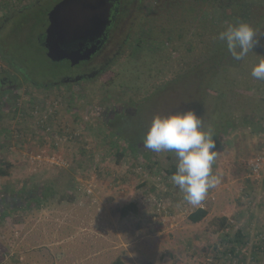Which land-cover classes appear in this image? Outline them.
Returning <instances> with one entry per match:
<instances>
[{
    "label": "rangeland",
    "instance_id": "1",
    "mask_svg": "<svg viewBox=\"0 0 264 264\" xmlns=\"http://www.w3.org/2000/svg\"><path fill=\"white\" fill-rule=\"evenodd\" d=\"M61 1L0 0V49L30 69L35 80L50 84L48 90H34L21 81L14 90L24 99L29 90L37 91L42 99L28 101L27 122L2 127L14 129L15 142H0V165L8 171L0 188L13 194L19 188L46 187L53 194L0 218V264H114L118 259L179 264L184 255L197 257L199 264H264V239L253 237L243 251L239 246L238 253L231 252L230 240L248 217L227 218L224 211H213L229 209L238 199L241 206L250 205L242 191L245 179L231 176L244 171L247 177L251 161L264 155L259 150L244 160L234 147L258 142L264 148V80L251 75L264 60V2L252 22L259 44L234 60L226 49L213 52L217 32L198 11L175 3L163 9L159 0H145L142 21L122 55L98 78L66 87L53 82L77 74L82 66L50 61L37 41L47 13ZM168 6L174 7L171 12ZM213 56L218 58L215 70ZM9 68L0 57V75ZM114 108L129 113L115 117L117 126H106ZM188 110L201 118L204 131L213 133L217 155L212 172L220 178L198 205L184 199L168 174L176 167L175 154L143 146L156 115ZM48 115L52 122L46 125ZM38 128L47 131V138L34 136ZM120 152L124 156L118 162ZM130 203L137 204L138 213L122 218L121 208ZM205 204L211 206L208 218L192 225L186 216ZM258 230L264 238V226H252L248 233ZM229 231L232 238L223 239ZM197 234L204 239L196 240ZM209 236L214 248L206 253L202 247Z\"/></svg>",
    "mask_w": 264,
    "mask_h": 264
},
{
    "label": "flooded vegetation",
    "instance_id": "2",
    "mask_svg": "<svg viewBox=\"0 0 264 264\" xmlns=\"http://www.w3.org/2000/svg\"><path fill=\"white\" fill-rule=\"evenodd\" d=\"M144 1L145 0H109V15L103 29L100 30V32H96L95 29L94 35L80 39L83 43L81 42L69 46V44L65 42L60 45V47L62 46L60 49L58 45L56 46L55 44L56 37L54 33L49 32L51 25L50 12L52 10L49 11L47 13V24L37 37L38 44L45 51L50 61L68 62L73 68L82 66L80 72L77 74L63 75L59 80L53 82V84L55 86L61 85L67 87L71 84H79L88 79H96L104 74L106 68L111 65L118 56L122 55V52L133 40L135 28L142 21V17L144 16ZM7 21L8 19L6 22ZM123 35H125L124 38H122ZM50 44L57 47L58 51L62 50V53H67L69 57L61 60H52L48 56L47 47ZM3 60L6 62L7 68L12 67L11 70H14L16 73L14 74L10 70L8 73L0 75V142H15L14 129L11 130L10 128L9 130L2 128L4 123L15 121L23 124L27 122V119L23 115H27L30 110L26 108L28 101L39 103L42 98L39 96L36 97L38 94L37 91L29 90L25 93L27 94L25 98H28V100H26L23 96H20V92L14 90L19 87L21 81H24V84L27 83L34 90H48L50 84H43L35 80L32 71L22 65L20 66L16 60H12L11 58H6V60L3 58ZM73 61H76V63H73ZM120 111L122 110H117L116 108L109 111L105 118L106 126H117L120 121L116 120L115 117L118 114L129 113L126 108L123 113ZM51 122V116H46V125L51 124ZM32 133L38 140L43 137L47 138L48 135L47 131L44 132L41 128L35 129ZM1 170L4 171L2 164L0 165V171ZM4 176L5 175L0 174V178ZM19 189L18 192L10 194L4 191V187L0 188V218H2L8 210H26L27 207L33 206L37 202L41 203L40 201L42 200H45V202L48 200L44 195L45 192H47L46 187L38 188L37 190L33 187H29L27 190H23L24 188Z\"/></svg>",
    "mask_w": 264,
    "mask_h": 264
},
{
    "label": "clouds",
    "instance_id": "3",
    "mask_svg": "<svg viewBox=\"0 0 264 264\" xmlns=\"http://www.w3.org/2000/svg\"><path fill=\"white\" fill-rule=\"evenodd\" d=\"M256 31L248 23L229 25L219 33V40L226 43L234 60H242L259 44ZM251 75L264 80V60H260ZM202 120L194 110L168 115H156L143 139L144 148L154 152H173L176 157V172L172 182L184 193L191 205L200 204L209 189L216 187L220 178L213 174L216 159V143L213 133L204 131Z\"/></svg>",
    "mask_w": 264,
    "mask_h": 264
},
{
    "label": "trees",
    "instance_id": "4",
    "mask_svg": "<svg viewBox=\"0 0 264 264\" xmlns=\"http://www.w3.org/2000/svg\"><path fill=\"white\" fill-rule=\"evenodd\" d=\"M163 4H162V2ZM264 0H159L160 8H165V5H170L175 3V5H179L180 7L186 8L189 7L191 11L199 12L201 18H205L208 21L207 27L209 26L211 30L216 31L217 41L213 42V52H218L221 50L222 54L223 51L226 49V43L219 40V33L226 30L229 25H236L241 22L248 23L256 30L258 27L252 24L253 17L255 15V11L262 9V4ZM174 8L173 6H168V10L171 12V9ZM28 11V10H27ZM261 18H264V15H261ZM221 54V55H222ZM227 54H230L229 52ZM0 56L5 58L8 56L5 55L4 52L0 49ZM12 60H16V57H9ZM232 58V56H231ZM229 57V59H231ZM214 60L211 63V69L215 70L216 68V61L218 58L212 57ZM232 60V59H231ZM233 61V60H232ZM203 65H199L198 67L203 70ZM205 66V64H204ZM41 87V86H38ZM135 152H139L138 147L136 148L133 144H131ZM124 156L123 152L119 153L118 162L122 160ZM176 172V167L172 166L168 170V174L173 175ZM0 174L7 175L8 171H0ZM47 199L49 196H52L51 192L48 191L44 194ZM45 202V200H42ZM40 201V202H42ZM139 211L138 206L136 203H130L120 210V216L122 218H127L130 215L137 214ZM208 211L203 208H198L193 213H191L188 219L192 223H199L203 219H205L208 215ZM226 222V220H224ZM224 227V223H223ZM114 264H125L123 261L118 259Z\"/></svg>",
    "mask_w": 264,
    "mask_h": 264
},
{
    "label": "water",
    "instance_id": "5",
    "mask_svg": "<svg viewBox=\"0 0 264 264\" xmlns=\"http://www.w3.org/2000/svg\"><path fill=\"white\" fill-rule=\"evenodd\" d=\"M109 15V0H63L50 12L49 32L56 37V46L81 43L80 39L92 36L103 29ZM83 43V42H82ZM48 56L52 60L68 58L67 53L48 45ZM83 59V58H82ZM76 63V61H73Z\"/></svg>",
    "mask_w": 264,
    "mask_h": 264
},
{
    "label": "crops",
    "instance_id": "6",
    "mask_svg": "<svg viewBox=\"0 0 264 264\" xmlns=\"http://www.w3.org/2000/svg\"><path fill=\"white\" fill-rule=\"evenodd\" d=\"M257 143H256L255 146H251L247 142H236L234 147L236 149H239L241 151L242 155H245V157H244L245 159L244 160H249L250 161L251 159H253L256 156L255 154L258 153L259 150H262L263 152H261V151L260 152L264 154V150H263L264 148L263 149H259L257 147ZM242 173L244 175L239 174V172L237 171L231 177H236V178L239 177V178L245 179L244 182L246 183V185L243 186V190L242 191H243V193L245 194L246 197H250L251 198L252 202L250 203V205L248 207L241 206L239 204V199H238V201H236V203L234 205H231L229 209L227 208V206H225L224 208H219V209L214 208L213 209V211H215V210L224 211V214H222V215H225V217H227V218H230V217L231 218L232 217H235V218L238 217L239 218L241 215L248 217L246 220H244V222H246L247 224L245 226H240L239 231L233 236L234 238L232 240H230V242L233 244V245L231 244V246L233 247L231 252H233V253H238V252H235V251H237L239 246H241L240 252L243 251L244 247L242 245L247 243L246 241H249L253 237L256 238V241L264 239L262 235H258L259 233H262L259 230L257 232H255V231L252 232V236L249 235V233H248V230L249 231L252 230V226H255V227H258V228H262L264 226L262 224L264 222V218H263V214H264V179H253V178H251L249 176V173H248L247 177H246V174H245L244 171ZM210 207L211 206H209L207 204L200 205V206H198L196 208V210L198 208L206 209L209 212L207 217L205 218V219H207L209 214H210V210H209ZM239 209H242L243 212L241 210H239ZM245 211H246V214H244ZM191 213H193V211ZM189 215H190V213L188 214V216H186L187 219H188ZM205 219H203L202 221H204ZM252 219L254 221H256V222H254V224L251 222ZM202 221L199 222V223H192L189 220V222L192 225L201 224ZM222 237H223V239L232 238V236L230 235V231H229V233H225V235H223ZM194 238L196 240H201V241L204 239L202 234L201 235L197 234ZM204 242H205V249H204V246H203L202 247L203 252H206V253L209 252L210 253L211 250L214 248V246L212 245L213 239L210 238V236H209L208 239H206V241L204 240ZM261 243H263V242H261ZM216 247H218V246L216 245ZM218 248L220 249V246ZM240 255L241 254H239V256ZM195 256H197V255L195 254ZM187 258H188V261H189L188 264H199L198 263L199 259L197 257L193 260V259H191L192 257L188 256V255H184L181 258V262L179 264H183V261L185 259H187ZM200 259H202V258H200Z\"/></svg>",
    "mask_w": 264,
    "mask_h": 264
},
{
    "label": "built area",
    "instance_id": "7",
    "mask_svg": "<svg viewBox=\"0 0 264 264\" xmlns=\"http://www.w3.org/2000/svg\"><path fill=\"white\" fill-rule=\"evenodd\" d=\"M249 176L253 179H264V155H259L251 161Z\"/></svg>",
    "mask_w": 264,
    "mask_h": 264
}]
</instances>
